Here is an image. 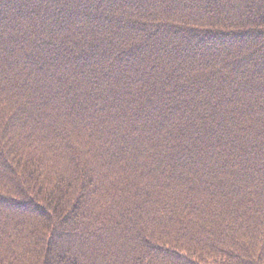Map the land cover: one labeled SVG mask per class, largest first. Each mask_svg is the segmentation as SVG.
<instances>
[{
  "label": "trees",
  "instance_id": "trees-1",
  "mask_svg": "<svg viewBox=\"0 0 264 264\" xmlns=\"http://www.w3.org/2000/svg\"><path fill=\"white\" fill-rule=\"evenodd\" d=\"M0 264H264V0H0Z\"/></svg>",
  "mask_w": 264,
  "mask_h": 264
}]
</instances>
